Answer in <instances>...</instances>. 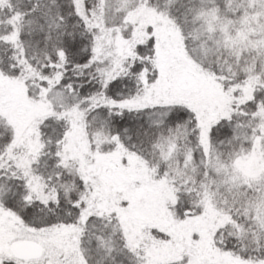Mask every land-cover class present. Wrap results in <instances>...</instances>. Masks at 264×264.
Here are the masks:
<instances>
[{
    "label": "snow or ice",
    "instance_id": "obj_1",
    "mask_svg": "<svg viewBox=\"0 0 264 264\" xmlns=\"http://www.w3.org/2000/svg\"><path fill=\"white\" fill-rule=\"evenodd\" d=\"M0 264H264V0H0Z\"/></svg>",
    "mask_w": 264,
    "mask_h": 264
}]
</instances>
